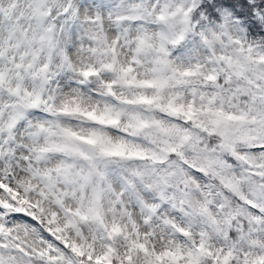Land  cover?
I'll return each mask as SVG.
<instances>
[{
	"label": "snow or ice",
	"instance_id": "6c2138e0",
	"mask_svg": "<svg viewBox=\"0 0 264 264\" xmlns=\"http://www.w3.org/2000/svg\"><path fill=\"white\" fill-rule=\"evenodd\" d=\"M0 264H264V0H0Z\"/></svg>",
	"mask_w": 264,
	"mask_h": 264
}]
</instances>
